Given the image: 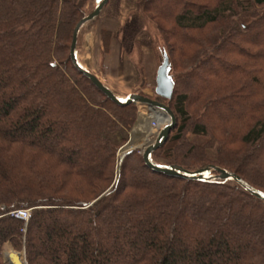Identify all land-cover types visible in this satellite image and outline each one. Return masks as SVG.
<instances>
[{
	"label": "trees",
	"instance_id": "16d2710c",
	"mask_svg": "<svg viewBox=\"0 0 264 264\" xmlns=\"http://www.w3.org/2000/svg\"><path fill=\"white\" fill-rule=\"evenodd\" d=\"M86 2L0 0V264L6 243L27 264H264L263 199L118 155L127 136L112 135L129 132L137 106L110 100L70 58ZM136 9L163 36L174 80L170 100L156 96L176 124L153 160L215 165L264 193V0ZM19 208H31L26 224L9 214Z\"/></svg>",
	"mask_w": 264,
	"mask_h": 264
},
{
	"label": "rangeland",
	"instance_id": "374dc122",
	"mask_svg": "<svg viewBox=\"0 0 264 264\" xmlns=\"http://www.w3.org/2000/svg\"><path fill=\"white\" fill-rule=\"evenodd\" d=\"M109 1L97 17L88 21L79 29L75 49L76 60L82 68L96 75L122 101L130 94H140L156 99L157 95L154 92L155 76H148L146 60L140 52L139 44L134 42V39L136 34L138 35L140 32L144 33L140 39H143L151 47L156 57V65L158 66L163 53V50H160V46L164 40L163 36L154 27L151 28L142 13L137 11L136 3L138 0H129V3L131 2L129 7L134 8V11L126 12L124 17L119 20L120 23L119 21L117 22L119 25L123 23L120 29L121 31L119 35H115V38L111 39L114 35V30L112 29L111 31L106 26H111L109 25V20L114 17L118 19L119 17L116 11L113 12L116 10L113 6L116 0L113 3H109ZM95 6V0H87L84 10L86 13H89ZM111 6L113 8H110ZM134 12L142 15L143 24L141 25V29L137 25L140 17L133 16L135 14ZM112 26L115 27V25ZM103 31L110 32V37H108V41L105 44V36L102 35ZM97 37L100 38L102 44L100 45V49L97 47L98 44L96 45ZM107 52L109 53L106 55ZM134 77L138 78L133 82ZM135 105L137 106V118L129 132L126 133L124 130H119L112 135V139L116 143L127 136L125 142L118 149V155L129 150H134L137 154L142 155L143 148L153 143L156 139L158 125L151 117V113L153 112L150 109L151 107L142 103H136ZM188 139L199 144L205 143L208 140L206 137L194 136L192 134H188ZM215 150V147L207 149V154L210 158L215 157ZM153 161L158 163L155 160ZM158 164H163V162L160 161ZM12 251L17 250H14L6 243L3 253L5 254L6 264H10L8 254ZM18 252H20L21 261L25 264L22 258L24 251L18 250Z\"/></svg>",
	"mask_w": 264,
	"mask_h": 264
},
{
	"label": "water",
	"instance_id": "95a60500",
	"mask_svg": "<svg viewBox=\"0 0 264 264\" xmlns=\"http://www.w3.org/2000/svg\"><path fill=\"white\" fill-rule=\"evenodd\" d=\"M95 1H96V6L94 7V9L88 15L83 17L76 24L73 30L72 41L70 45V58L72 62L75 64V66H77L84 73V75L113 102L121 105H126L130 103H135V104L142 103L144 105L162 108L169 114L170 122L159 130L155 141L149 144L142 152V157L146 165L155 171L162 172L170 176H180L184 178L198 179V180H206V179L208 180L214 177H218L223 180L233 179L237 183H239L242 187H244L246 190L251 192L253 195L264 200L263 192L250 186L247 182L242 180L238 175L229 172L223 168L217 167L215 165H208L194 172H190L188 170H185L179 165H174V164L163 165V164L155 163L152 160V152L157 148H159L166 141L170 131L174 128L176 124V118L170 107L164 104L163 102H160L156 99H152L140 94H130L124 101L120 100L116 97V95L111 91L110 88H108L98 79L96 75L82 68L76 60L75 49L77 43V34L81 25L97 17L100 11L102 10V8L108 2V0H95ZM173 86H174V80L171 75V65L169 63V58L167 53L163 51L161 56V61L156 69L154 92L157 96L170 100L173 93ZM212 171H217L218 174L214 175L212 174ZM19 253L20 252L18 251H12L8 254V260L11 264L18 263Z\"/></svg>",
	"mask_w": 264,
	"mask_h": 264
},
{
	"label": "crops",
	"instance_id": "0c3cea01",
	"mask_svg": "<svg viewBox=\"0 0 264 264\" xmlns=\"http://www.w3.org/2000/svg\"><path fill=\"white\" fill-rule=\"evenodd\" d=\"M112 1V2H111ZM114 0H110L109 3H113ZM131 3V2H130ZM130 3H129V0H116V2L113 4L114 8H116V10H114L113 12L116 11V14L118 15V19H116V17L112 18L110 21V24L111 26H106L107 29H110L112 31V29L114 30L113 31V36L111 39H114L115 38V35H119V32L121 31V26L122 24L119 25L120 23V19H122L124 17V15L126 14V12H130L131 10L134 11V8L132 7H129L130 6ZM110 5V4H109ZM113 6H111L110 8H113ZM125 11V12H124ZM135 14H133V16H136V17H140V20L138 21V28L140 27V29L142 28L141 25L143 24L142 22V15L141 14H138L137 12H134ZM139 19V18H138ZM119 21V23H117ZM142 22V23H141ZM114 23V24H113ZM112 25H115V27L117 26V28H115L114 26ZM142 31V30H141ZM140 32V31H139ZM144 33L140 32V34H136L135 35V39H134V42H137L140 46V52L142 53L143 55V58H145L146 60V69H147V73H148V76L149 77H153L156 75V57H155V54L153 53L151 47L148 46V44L143 40V39H140L142 38L141 36L143 35ZM112 42V41H111ZM113 43V42H112ZM98 44V49H100V45L101 44V41H100V38L97 37V40H96V45ZM111 49V48H110ZM109 52L106 53V55L108 54ZM107 58V57H106ZM138 78V77H137ZM134 77L133 79V82L137 79ZM155 78V77H154ZM150 84V83H149ZM4 248H5V245L3 247V252L4 253ZM3 258H4V261H5V254H3Z\"/></svg>",
	"mask_w": 264,
	"mask_h": 264
},
{
	"label": "bare ground",
	"instance_id": "6f19581e",
	"mask_svg": "<svg viewBox=\"0 0 264 264\" xmlns=\"http://www.w3.org/2000/svg\"><path fill=\"white\" fill-rule=\"evenodd\" d=\"M151 110L153 111L151 113V117L152 119H154V121L156 122V124L158 125V131L163 128L165 125H167L170 122V116L169 114L163 110L162 108H157L154 106H150ZM10 253V252H9ZM17 264H23V262L20 259V254H19V259H18V263Z\"/></svg>",
	"mask_w": 264,
	"mask_h": 264
},
{
	"label": "built area",
	"instance_id": "2783aa9c",
	"mask_svg": "<svg viewBox=\"0 0 264 264\" xmlns=\"http://www.w3.org/2000/svg\"><path fill=\"white\" fill-rule=\"evenodd\" d=\"M145 148L146 147H144L143 149H145ZM30 212H31V208H19V209H14V210L10 211L9 214L14 218H18V219L23 220L24 224H26L29 217H30ZM22 258H23L24 263L27 264L25 257H24V254L22 255Z\"/></svg>",
	"mask_w": 264,
	"mask_h": 264
}]
</instances>
